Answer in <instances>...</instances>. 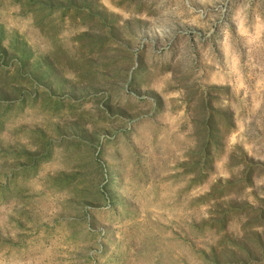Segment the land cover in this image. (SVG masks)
<instances>
[{"label":"rangeland","instance_id":"rangeland-1","mask_svg":"<svg viewBox=\"0 0 264 264\" xmlns=\"http://www.w3.org/2000/svg\"><path fill=\"white\" fill-rule=\"evenodd\" d=\"M0 264H264V0H0Z\"/></svg>","mask_w":264,"mask_h":264}]
</instances>
